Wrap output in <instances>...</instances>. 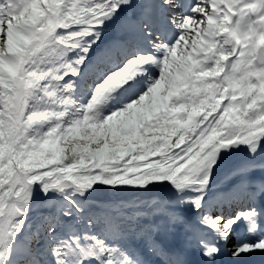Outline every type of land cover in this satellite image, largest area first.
Instances as JSON below:
<instances>
[{
  "label": "snow or ice",
  "instance_id": "snow-or-ice-1",
  "mask_svg": "<svg viewBox=\"0 0 264 264\" xmlns=\"http://www.w3.org/2000/svg\"><path fill=\"white\" fill-rule=\"evenodd\" d=\"M0 264H264V0H0Z\"/></svg>",
  "mask_w": 264,
  "mask_h": 264
}]
</instances>
